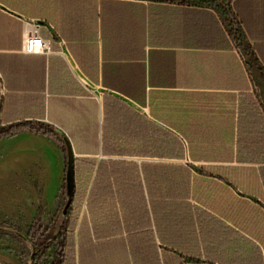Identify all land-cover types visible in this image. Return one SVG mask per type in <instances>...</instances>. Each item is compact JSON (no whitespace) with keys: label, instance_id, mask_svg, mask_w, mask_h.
I'll use <instances>...</instances> for the list:
<instances>
[{"label":"crops","instance_id":"0c3cea01","mask_svg":"<svg viewBox=\"0 0 264 264\" xmlns=\"http://www.w3.org/2000/svg\"><path fill=\"white\" fill-rule=\"evenodd\" d=\"M181 1L0 0L7 120L42 118L54 126L81 159L87 197L99 172L97 206L110 199L109 172L112 188H127L129 197L139 178L150 209L152 190L167 194L169 164L191 166L190 201L253 240L264 259L260 164L237 158L240 108L248 125V101L256 91L220 14ZM232 2L264 65V0ZM34 24L51 40V53L22 51L25 29ZM138 123L171 131L184 143V157L140 149ZM43 136L59 151V191L65 157L52 137ZM167 201V195L159 201L161 212ZM85 210L86 202L81 217Z\"/></svg>","mask_w":264,"mask_h":264},{"label":"trees","instance_id":"16d2710c","mask_svg":"<svg viewBox=\"0 0 264 264\" xmlns=\"http://www.w3.org/2000/svg\"><path fill=\"white\" fill-rule=\"evenodd\" d=\"M232 1L182 0L181 3L207 5L215 9L244 59L256 94L250 95L248 101V125L243 124L240 108L237 158L242 162L259 163L264 184V65L255 46L250 43ZM7 98L8 94L0 93V138L23 131L46 135L54 139L65 157L62 189L66 191L67 201L43 231L36 227L39 218L35 219L29 231L31 260L37 261L58 241L57 255L52 264H264L262 250L253 240L190 201L191 166L169 164L167 194L163 190L161 197L160 189L152 190L153 194H149L150 209L139 178L134 196L129 197L127 188H112L113 172H109L104 178L109 180L110 199H104L97 206L99 172L87 197L86 185L81 187L80 184L81 159L74 158L70 142L42 118L23 117L9 122L5 112ZM144 127L137 125L140 149L169 158L184 157V143L171 131L153 123ZM71 166L72 184L69 183ZM176 167L179 168L178 173L174 170ZM166 195L167 206L165 208L163 204L161 212L159 201ZM85 202L86 210L81 217ZM86 211L90 213L91 220H88Z\"/></svg>","mask_w":264,"mask_h":264},{"label":"rangeland","instance_id":"374dc122","mask_svg":"<svg viewBox=\"0 0 264 264\" xmlns=\"http://www.w3.org/2000/svg\"><path fill=\"white\" fill-rule=\"evenodd\" d=\"M59 151L43 135L0 138V262L52 264L58 241L37 261L31 260L29 231L36 218L43 231L67 201L57 191L61 163ZM57 191V192H56Z\"/></svg>","mask_w":264,"mask_h":264},{"label":"built area","instance_id":"2783aa9c","mask_svg":"<svg viewBox=\"0 0 264 264\" xmlns=\"http://www.w3.org/2000/svg\"><path fill=\"white\" fill-rule=\"evenodd\" d=\"M51 40L40 35L39 24L28 25L24 32L22 51L28 54H48L52 52Z\"/></svg>","mask_w":264,"mask_h":264},{"label":"water","instance_id":"95a60500","mask_svg":"<svg viewBox=\"0 0 264 264\" xmlns=\"http://www.w3.org/2000/svg\"><path fill=\"white\" fill-rule=\"evenodd\" d=\"M72 182H73V167L71 166L70 170H69V183L72 184ZM70 192H71V187L69 189V193ZM0 264H2V263L0 262Z\"/></svg>","mask_w":264,"mask_h":264}]
</instances>
